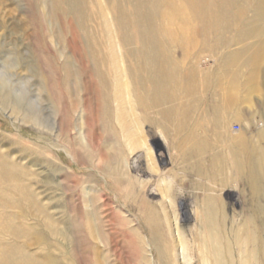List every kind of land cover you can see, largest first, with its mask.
<instances>
[{
  "label": "rangeland",
  "instance_id": "obj_1",
  "mask_svg": "<svg viewBox=\"0 0 264 264\" xmlns=\"http://www.w3.org/2000/svg\"><path fill=\"white\" fill-rule=\"evenodd\" d=\"M89 43L102 47L104 64L110 67L114 119L119 116L115 88L126 78L129 92L133 89L124 45H162L170 67L177 69L170 80L177 91L173 104L200 99L203 115L209 118L202 129L207 136L213 137L215 123L220 120L222 136L234 144V151L244 142L249 151L264 154V0H0V159L29 174L18 176L21 189L0 172V196L8 202L5 207L0 203V223L23 227L26 241L36 242V236H46L45 243L36 242L33 247L18 245L31 255L57 254L63 264H161L153 238L136 220L137 209L120 205L115 209L116 221H108L113 209L105 208L97 199L99 189L109 179L91 171L89 155L78 146L80 142L85 148L87 142L84 126L76 129L77 123L83 124V114L78 112V122V114L74 117L70 110L69 72L74 48ZM230 82L229 93L219 86ZM130 97L135 111L134 94ZM126 123V129L121 128L123 136L132 132ZM146 140L155 169L147 162L144 148L130 154L127 166L140 183H149L144 194L159 217V242L168 248L169 264H262L258 244L249 236L261 230L264 235V194L255 197L249 187L243 188L233 166L229 173L234 181L227 188L205 181L213 190L211 194L225 205V228L231 233L230 244L224 245L220 238L226 246L221 253L211 250L219 241L210 237L202 221L201 204L206 193L194 184L199 179L191 174L175 179L169 174L173 166L166 142L153 135ZM123 143L126 148V140ZM224 156L229 157V151H224ZM96 164L105 165L100 160ZM90 174L97 179L90 181ZM167 189L169 196L165 197ZM26 192L31 200L38 201L43 209L39 208L40 213L27 208L22 199ZM106 193L113 199L110 192ZM135 194H139L137 189ZM18 212L25 215L15 220ZM37 212L45 213L39 217ZM120 214L132 216L142 234H129L131 229L121 222ZM43 218L51 225L54 222L58 232L51 233ZM0 242L13 245L3 232ZM227 244L232 255L224 252Z\"/></svg>",
  "mask_w": 264,
  "mask_h": 264
},
{
  "label": "bare ground",
  "instance_id": "obj_2",
  "mask_svg": "<svg viewBox=\"0 0 264 264\" xmlns=\"http://www.w3.org/2000/svg\"><path fill=\"white\" fill-rule=\"evenodd\" d=\"M98 45L94 43L93 44L89 43L85 45L82 44L80 46L75 47L73 50L72 65L70 68L71 70L69 72L72 78L71 81L72 83L70 87V92L72 97L70 110L71 113L73 112L74 117L78 114V118H77L78 122H79L78 120L79 113L81 112L83 114L80 116V119L83 118V124L77 123L76 129L77 130L79 128L82 129V126H84L85 128L84 138L87 142V146L84 143L82 144L86 146L85 148L82 145H79L80 143L79 141H78L79 142L78 146L85 149L86 153L89 155L91 160V165L93 167L91 171L95 172V174H100L101 177L105 179H109V181L107 180L108 182L106 186H104L99 181L97 182L98 185L99 184L103 185L102 189H99L98 192L99 199L97 200L101 201L105 208H108L110 210L113 209L112 215H110V213L107 215L108 218L110 219L108 221L110 223L112 222L114 223L116 221L115 216L116 217L118 216L117 214L118 211H116L115 209L116 208L118 209V206L120 205L125 206L127 208H132L134 211H136L137 209L136 211L137 213H134V215L136 216V220L139 221L141 225H143V227L147 232L148 237L153 238L154 242L151 239L150 240L152 242V246L156 248L155 250L157 251L158 254L157 256H159L160 263L169 264L170 261L168 258L169 256L168 248L166 247L163 248L162 243L160 244L159 242L160 241L159 238L160 237L162 238L161 224L159 217L155 212L154 207L147 200L146 197L147 195L144 194L146 191H148L149 183L148 182L140 183L139 179L135 178L132 175L131 167H128L130 154L140 148H144L146 151L145 158L147 159V162L152 164L153 169H155L156 162L153 158L154 155H152L151 148L149 147L146 138L149 135H153L155 137L161 136L167 144V148L169 150L170 157L172 160L173 167H172V171L169 174L174 176L175 179H177L178 176L180 175L183 179L190 174L196 176L197 179H199L196 180L194 184L199 188H201L202 190H204L206 193L204 194V199L201 204V209L203 215L202 221H204V223L207 226V233L210 235L212 239H216V241H219V243H221L220 242L221 241L220 238H221L223 240L222 242L224 243V245H226L227 242L230 244L229 239L231 237V233L227 232L225 228V225L227 223V216L225 213L226 207L219 197L211 194L213 190L210 186L205 184V181H208L210 184L214 186L227 188L230 182L234 181V178L229 173L230 167L232 168L233 166V169H235L238 173L237 181L239 182L240 185H242L243 188L249 187L252 191V194L255 197L261 195L262 193L264 194V189H262V185L264 184V154L262 153L263 154L262 155L261 153L257 154L249 151L248 146L244 142H241L239 144L238 146L239 149H236L237 151H234L233 149L234 144L228 141V139H225L224 136H222L221 124L218 123L220 122V120H218V122L216 121V123L214 122L216 124V128L214 130L213 137L210 138L209 136H207V134L202 129L209 121V118L203 115L204 109L201 108L200 103L202 101L200 99L197 98L191 104L187 103L189 106L186 103L173 104V101L177 96L176 95L177 91H175L174 88L172 87L174 81L173 83H171L170 80H172L171 78L173 77V75H175L174 70L176 68L173 69L170 67L169 58L166 55V48L163 47L162 45H154L150 43H140L139 46L138 44L136 45L130 43H128L127 45L123 44L125 47L124 49H126V53L128 56V62H129L128 69L131 70L129 73L130 74L129 77L131 76L132 84H133L132 86L133 89L131 90L134 93H130L132 91L129 92L130 89L128 83L129 81H127L126 78H123V80H121L122 82L117 86V88H115V92L118 100L117 111L119 116L117 115V119H114L115 118L114 109H113V107L115 106V105L113 106L114 93L112 94L113 89L110 83L111 82L110 74L109 71L107 70L108 63L104 64V62L106 61H104L105 58L101 56L102 47H99ZM113 49L115 50V48ZM116 58H118V56ZM116 62L119 63L118 60ZM116 67L118 68V65H115V69ZM119 76L120 75H118V77ZM230 83L229 84L220 83L219 86H223V88L227 90L229 93L233 85L232 83L230 85ZM186 91H188V89ZM130 94L131 95L134 94V99H135L134 101L137 104L136 110L139 111V115L137 116L139 118L136 116L137 114L136 110L134 111V107H133L134 103H131ZM227 97L229 99L230 94H227ZM227 97L225 96L226 99ZM228 99L226 101L227 103L229 102ZM134 112H136V114ZM216 117L218 118V116ZM213 120L216 119L214 118ZM127 121L128 123H126ZM124 123H126L127 126L129 125L130 129L132 128L131 133L128 134L125 133L126 136L125 135L123 136L121 133L122 130L126 129V127H124L125 126ZM129 128L127 127L128 130H130ZM123 139L126 140L127 143L126 146L128 147L129 151H127L126 149L127 147L126 148L124 147ZM74 140H75L74 142L76 143V139ZM224 151H229L230 156L225 157ZM140 159H137L135 163L139 164L141 161ZM97 160L102 161L105 164L104 167L98 166V164H96ZM0 172L9 182H13L14 185L19 186L18 188L21 187V182H22L19 180L18 176L19 175L24 177L29 176L28 172L24 171L23 168H18V167L15 168L12 167L11 165L8 166L6 163L2 162L1 159H0ZM96 179L97 178L94 176V174H90V181H95ZM136 189L138 190L139 194L134 195ZM106 191L110 192V194L112 195L115 201H113L111 197L109 198ZM164 191H165L164 196L168 197L169 189ZM28 194L27 192L22 194L23 201H26L28 203V205H26L27 208L31 210L34 209L36 211L40 209L43 210L38 206V204H36L38 201L35 202L31 200ZM1 197L2 196H0V203H2L4 207L5 205L8 206L7 204L8 202H6V200ZM35 199L37 200V198ZM113 203L114 204L116 203V206L114 205L113 207ZM20 206H22V204H19L17 207ZM42 214L41 215L38 214L39 217L42 216ZM5 215L8 216V214ZM18 215H19L18 217L14 218L15 220L21 219V216L25 214L18 212ZM120 215L122 218L121 222L126 224V226L128 225L131 229L130 230L131 233L129 234H133L132 236L134 235L140 236L141 232L137 229L138 228L137 225L134 224L136 220L132 219L131 218L132 216H129L130 217L129 218L128 216L124 217L122 216V214ZM36 217L37 216H35V219ZM44 220L46 221V223H48L47 224L49 226L48 230H50L51 233H54L56 231L58 232L57 229L59 227L58 228L54 227L53 221L51 225V222L49 220H46V218ZM44 222L42 223L44 224ZM96 224L98 226V223ZM13 225L15 224L13 223ZM20 227L11 226L10 224L3 225L0 223V232H3L5 236H8L13 241L12 243L13 245L6 243L4 245L0 244L2 245L0 249V264H63L62 261L60 260L61 256H58L57 254L55 257L49 252H47L46 255L44 254L41 257L38 256L37 254L31 255L27 253L24 250V247L19 246L18 244H24L26 247H30V246L33 247L34 243L36 242L45 243L47 239L46 236L44 235L41 236L38 235V237L36 236L35 239L36 242H30L31 240H28L29 241L28 242L26 241L27 237H25L24 230L22 229L23 227L22 228ZM260 229L261 228H259V230ZM49 234L50 233H48V235ZM258 235H263L262 230L260 231V233H258ZM258 235L256 232L252 231L250 233L249 238L253 241V243L258 244V251L261 254V257L263 258L262 264H264V235L263 236H258ZM96 241L94 240V242ZM56 242H58V240ZM216 243L217 242H215V244L212 245L211 250L213 249L216 252L221 253V248L223 244L221 243L220 245H218L219 244L218 243L216 245ZM35 245L37 246V244ZM228 247L229 246L227 244V249L224 252L227 255L228 254L232 255L233 253L230 254L232 251H229L230 248L228 250ZM224 248H226V246H223V249ZM114 251L116 253H119L117 252V250ZM56 252L58 253V250ZM151 257H153V255H151L150 258ZM131 258L132 257H130V259ZM97 264L99 263L97 262Z\"/></svg>",
  "mask_w": 264,
  "mask_h": 264
}]
</instances>
